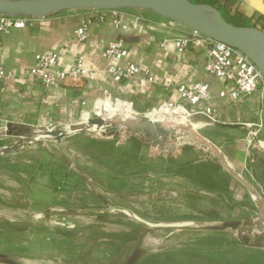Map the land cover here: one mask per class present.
Segmentation results:
<instances>
[{
  "label": "rangeland",
  "instance_id": "374dc122",
  "mask_svg": "<svg viewBox=\"0 0 264 264\" xmlns=\"http://www.w3.org/2000/svg\"><path fill=\"white\" fill-rule=\"evenodd\" d=\"M181 105L190 123L203 122ZM198 130L214 143L220 139L209 128ZM255 130L247 135L246 158L229 162L264 197V132ZM40 140L0 169V264H124L143 245L150 250L138 264H264V247L246 244L236 230L148 231L149 225L257 220L249 191L214 153L192 144L190 133L169 139L163 152L124 134ZM252 230L264 234V226L249 229L256 244Z\"/></svg>",
  "mask_w": 264,
  "mask_h": 264
},
{
  "label": "crops",
  "instance_id": "0c3cea01",
  "mask_svg": "<svg viewBox=\"0 0 264 264\" xmlns=\"http://www.w3.org/2000/svg\"><path fill=\"white\" fill-rule=\"evenodd\" d=\"M221 4L230 20L264 29V0H224ZM98 14L104 19L94 20L87 38L78 41L75 30ZM164 20L146 10H79L35 18L25 27L0 31V64L11 73L0 80V145L14 139L5 133L7 123L40 130L67 127L90 114L109 113V109L146 115L169 102L191 108L181 98L179 88L203 82L209 86L210 99L200 106H212L219 112V120L209 125L207 117L195 114L203 121L199 129L209 128L219 136L214 141L229 161L246 158L247 135L255 129L264 132V97L256 91L232 98L229 93L235 88L233 81L207 71L204 47L190 44L182 51L176 47L175 39L191 29L182 24L163 27L160 23ZM113 41H123L127 48L122 60L103 55ZM53 52L64 70L71 69L77 58L84 59L87 73L80 82L59 81L46 86L29 73L37 54ZM130 63L139 66L140 72L115 80L111 68ZM174 110L180 117H187L184 107ZM23 149L1 155L0 169Z\"/></svg>",
  "mask_w": 264,
  "mask_h": 264
},
{
  "label": "water",
  "instance_id": "95a60500",
  "mask_svg": "<svg viewBox=\"0 0 264 264\" xmlns=\"http://www.w3.org/2000/svg\"><path fill=\"white\" fill-rule=\"evenodd\" d=\"M136 9L151 11L163 18L174 20L192 30L200 32L217 41L227 43L244 52L260 69L264 77V29L255 25H238L225 18L217 5L192 0H0V14L7 16H26L44 18L65 11L79 10H114ZM100 132L106 137H119L122 134L129 137L134 135L144 143L166 151L169 139L179 132L191 134L197 146H205L210 153L218 158V164L232 177L238 180L251 194L256 202L259 214L256 219L227 220L221 224L190 225L164 224L149 225L148 231L157 229L196 230V231H226L236 230L245 243L264 247V234L252 230V234L259 237L254 244L249 235V229L258 225L264 226V197L256 187L246 179L227 159L221 148L203 136L198 128L192 126H173L164 120L155 118L151 114H133L131 117L114 116L106 119L98 114L88 117L86 121L74 123L67 127L36 131L30 127L7 123L5 133L14 139L4 146H0V156L17 152L24 147L43 143L41 137L61 142L63 138L77 132ZM175 149V146L172 147ZM119 209L128 211L123 207ZM150 250L149 246H138L127 258L124 264H138Z\"/></svg>",
  "mask_w": 264,
  "mask_h": 264
},
{
  "label": "built area",
  "instance_id": "2783aa9c",
  "mask_svg": "<svg viewBox=\"0 0 264 264\" xmlns=\"http://www.w3.org/2000/svg\"><path fill=\"white\" fill-rule=\"evenodd\" d=\"M121 9L112 10L117 13ZM103 11V10H101ZM35 18L26 16H7L0 14V31L7 32L13 28L25 27ZM104 15L98 14L94 17L84 20L75 30V37L78 41H84L88 36V29L94 20H103ZM160 24L163 27L174 28L180 23L166 19ZM118 21V20H117ZM120 22V21H119ZM179 50H185L190 44L202 46L206 50V69L209 73L233 81L235 88L229 95L236 99L242 94H252L259 91L264 97V77L258 66L241 50L227 43L217 41L200 32L192 30L185 35L179 36L174 41ZM103 55L107 58L122 60L127 55V48L123 41H113L106 47ZM58 54L39 53L36 55L35 63L30 67L29 73L40 79L46 86L53 85L59 81L78 83L86 75L84 59L77 58L74 66L69 70L61 69L58 66ZM139 66L130 63L127 66H118L111 68L115 80L121 81L132 77L140 72ZM11 73L0 64V80L9 78ZM149 77V80H152ZM181 98L187 101L191 108V114H202L207 117L210 123L219 120V112L212 106H200L204 101L210 99L209 86L203 82L195 83L191 87L181 86L179 88ZM221 96H225L222 92ZM170 106H179L172 102ZM176 106V107H177ZM197 107V108H196ZM186 109V108H185ZM188 110V109H187ZM54 127L50 128L53 129Z\"/></svg>",
  "mask_w": 264,
  "mask_h": 264
},
{
  "label": "bare ground",
  "instance_id": "6f19581e",
  "mask_svg": "<svg viewBox=\"0 0 264 264\" xmlns=\"http://www.w3.org/2000/svg\"><path fill=\"white\" fill-rule=\"evenodd\" d=\"M106 108V106H105ZM110 108L109 106L107 109ZM153 115L155 118L162 119V120H167V124L173 125V126H192L193 128H199L200 124L199 123H190L187 117H181L174 111L173 108L169 107L168 105L164 104L160 106L158 109H154ZM111 111V112H110ZM134 113H129V112H119V111H112V109H109V113L103 114L106 119H110L114 116H122V117H131ZM89 117V116H88ZM88 117H85V119H88ZM188 133V132H187ZM178 143L175 145V147H178Z\"/></svg>",
  "mask_w": 264,
  "mask_h": 264
},
{
  "label": "trees",
  "instance_id": "16d2710c",
  "mask_svg": "<svg viewBox=\"0 0 264 264\" xmlns=\"http://www.w3.org/2000/svg\"><path fill=\"white\" fill-rule=\"evenodd\" d=\"M192 1H194V0H192ZM194 2H198V1H194ZM201 2L211 3V2H208V1H205V0H204V1H201ZM211 4H213V3H211ZM214 5H216V4H214ZM218 7H219V6H218ZM219 9H220V7H219ZM228 20L231 21V22H233V23H235V24L242 25V24H240V23L234 22L233 19H231V20L228 19Z\"/></svg>",
  "mask_w": 264,
  "mask_h": 264
}]
</instances>
